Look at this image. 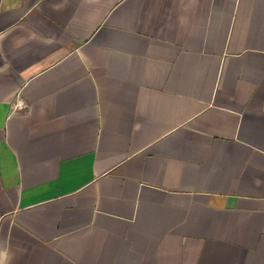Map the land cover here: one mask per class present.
Instances as JSON below:
<instances>
[{"label":"crops","instance_id":"crops-1","mask_svg":"<svg viewBox=\"0 0 264 264\" xmlns=\"http://www.w3.org/2000/svg\"><path fill=\"white\" fill-rule=\"evenodd\" d=\"M0 264H264V0H0Z\"/></svg>","mask_w":264,"mask_h":264}]
</instances>
